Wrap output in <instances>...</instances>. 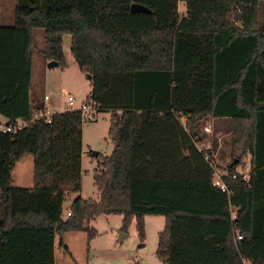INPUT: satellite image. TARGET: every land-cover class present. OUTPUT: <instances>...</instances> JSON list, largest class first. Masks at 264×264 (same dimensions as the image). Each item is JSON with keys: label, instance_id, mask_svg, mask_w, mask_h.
Wrapping results in <instances>:
<instances>
[{"label": "trees", "instance_id": "16d2710c", "mask_svg": "<svg viewBox=\"0 0 264 264\" xmlns=\"http://www.w3.org/2000/svg\"><path fill=\"white\" fill-rule=\"evenodd\" d=\"M178 1L13 0V22H0V116L26 123L0 130V264H56L54 237L67 250L64 233L103 213L122 214V230L135 218L140 237L145 215H163V264H264V0H181L180 17ZM35 27L43 56L60 65L70 34L75 62L90 73L88 99L110 112L112 149L93 174L99 198L78 194L65 217L68 192L81 188L82 114L32 118L45 107L31 87ZM220 116L231 117L237 159L226 189L196 145L205 120ZM27 154L32 186H15L12 169ZM247 155L248 177H232Z\"/></svg>", "mask_w": 264, "mask_h": 264}, {"label": "rangeland", "instance_id": "374dc122", "mask_svg": "<svg viewBox=\"0 0 264 264\" xmlns=\"http://www.w3.org/2000/svg\"><path fill=\"white\" fill-rule=\"evenodd\" d=\"M178 17L186 12L183 1L177 4ZM0 12L2 24L13 22L14 6L13 0H0ZM34 47L31 61V87L42 97L44 92L49 94V99L44 100L53 111L62 112L66 109L67 90L74 94L77 107L81 101H87L90 85L87 75L79 69L70 51V34L62 36V49L65 57V64L48 65L49 59L41 52L44 46V31L41 27H35L33 31ZM108 110H98L93 113L92 118L82 117L81 126V188L78 192H68L63 202V217L69 208L73 198L78 194L83 198L98 200L99 192L93 184V174L97 164L102 160L103 155H108L112 149V142L107 135L109 126ZM2 120V119H1ZM4 121V120H2ZM204 125L211 126L210 118H207ZM227 125V126H226ZM216 132L210 127L206 137L197 144L200 147L211 144L207 149L214 159V166L220 173L226 172V165L231 161V147L229 144L228 120L220 119L215 121ZM231 127V126H230ZM208 142V143H207ZM100 153L99 156L93 152ZM215 154V155H214ZM32 158V155L26 156ZM24 157V158H26ZM23 158V159H24ZM16 163L12 175L16 177L19 173ZM30 166V165H29ZM28 166V167H29ZM243 165L237 164L235 170L241 172ZM32 172V164H31ZM24 178H28L25 174ZM17 182L14 180L13 184ZM27 183V182H26ZM26 183L20 185L26 186ZM165 218L163 215H145L143 217L144 236L140 237L136 228L135 218L128 223L126 230L121 229L122 214L108 213L99 214L92 219L84 220L83 232L86 229L94 228L96 234L92 236V249H88L87 256L89 264H163L156 255L158 233L163 228ZM121 237V240H119Z\"/></svg>", "mask_w": 264, "mask_h": 264}, {"label": "crops", "instance_id": "0c3cea01", "mask_svg": "<svg viewBox=\"0 0 264 264\" xmlns=\"http://www.w3.org/2000/svg\"><path fill=\"white\" fill-rule=\"evenodd\" d=\"M54 110H55V108H54ZM209 118L211 120V126L210 127L213 128V130H215L216 132L223 131V130H217V128L215 126L216 120H220V119L228 120V125H229L228 127L231 128L230 127L231 126V117H229V116L209 117ZM0 119L6 120L3 116H0ZM210 127H209V130L206 131V133L211 132ZM229 132L227 135H229ZM199 143H200V141H198L196 143V145ZM207 145L211 146L210 143H208ZM198 147H200V146H198ZM28 155H31V154L24 155L19 160L16 161V163H20V165L18 166V169L20 171L16 175V177H14L12 175V184L14 183V180L17 182L16 184H13L15 186H22V187H31L32 186L31 164H32V170H33V156H32V158L29 157V160H28V157H26ZM24 157H26V158H24ZM245 161L246 162L244 164H239L240 166L243 165L241 172H238L237 170L236 171L238 173H246L248 175L250 172L249 163H248L249 162V155H247L245 157ZM212 163L214 164V159L212 160ZM225 173H223V174H225ZM25 174L28 176V178H24L23 175H25ZM22 183H26L27 185L26 186L20 185ZM58 242H59V237H58V235H56L54 237V259H55L56 264H89V261L87 260L88 259L87 251H88V249L93 250L94 248L91 245V239L88 238L87 233L85 234L83 232V229L82 230L67 231L64 233L63 242H64V244H66L67 250H65L62 246H60L58 244ZM244 264H249V262L247 260H245Z\"/></svg>", "mask_w": 264, "mask_h": 264}, {"label": "built area", "instance_id": "2783aa9c", "mask_svg": "<svg viewBox=\"0 0 264 264\" xmlns=\"http://www.w3.org/2000/svg\"><path fill=\"white\" fill-rule=\"evenodd\" d=\"M67 100L65 103L66 109L65 110H79L82 114V117H87V118H92L93 117V113L98 111V107L95 103H93L90 99H88L87 101H81V103L79 104V106L75 107V99H74V94L70 91L67 90ZM43 99H49V94L47 92H45L43 94ZM57 112L56 110L53 109V111L50 109L49 105L45 104V107L41 110L36 111L32 118H44L47 121H50L51 116ZM26 123V120L23 118H17L15 121H8V120H4L2 121L0 119V130L1 131H12L15 129H18L20 127H22L24 124ZM204 130L208 131L209 130V126H204ZM210 146H205L203 147H199V149H207ZM210 154L205 152V158L209 159ZM212 162V161H211ZM213 164V163H211ZM214 165V164H213ZM237 174L241 175V177L243 179H246L248 177V175L246 173H238V172H234L232 173V177H235ZM222 176L223 173L218 172L215 169L214 166V172H213V184L219 186L221 189H226V185L222 180ZM66 215H70V211H66ZM236 239H240L241 238V234L236 233Z\"/></svg>", "mask_w": 264, "mask_h": 264}, {"label": "water", "instance_id": "95a60500", "mask_svg": "<svg viewBox=\"0 0 264 264\" xmlns=\"http://www.w3.org/2000/svg\"><path fill=\"white\" fill-rule=\"evenodd\" d=\"M130 9L131 10H138V9H141V10H148V7H146L145 5L141 4V3H138V2H131L130 4ZM48 65H54V64H57V60L51 58L49 59V61L47 62ZM88 78H90V73H87L86 74ZM97 151H94L93 152V155H97ZM237 163V159H233L231 162H230V165H234ZM119 240H121V237H119Z\"/></svg>", "mask_w": 264, "mask_h": 264}]
</instances>
